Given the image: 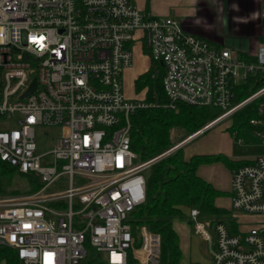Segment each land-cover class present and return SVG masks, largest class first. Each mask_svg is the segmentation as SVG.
<instances>
[{"label": "built area", "instance_id": "2783aa9c", "mask_svg": "<svg viewBox=\"0 0 264 264\" xmlns=\"http://www.w3.org/2000/svg\"><path fill=\"white\" fill-rule=\"evenodd\" d=\"M260 15L264 20V0ZM136 42L156 73L163 68L165 105L221 110L145 161L131 146L132 116L155 103L148 86L131 98L124 82ZM256 71H264V46L245 59L132 0H0V160L40 181L31 191L0 194V247L12 249L20 264H161V234L131 221L146 201L145 171L264 98V85L235 97ZM259 113L250 129L264 141V99ZM230 210L235 219L237 212L256 218L247 228L237 223L234 233L203 219L199 208L187 210L211 264H264V154L232 169Z\"/></svg>", "mask_w": 264, "mask_h": 264}, {"label": "trees", "instance_id": "16d2710c", "mask_svg": "<svg viewBox=\"0 0 264 264\" xmlns=\"http://www.w3.org/2000/svg\"><path fill=\"white\" fill-rule=\"evenodd\" d=\"M154 65L152 61L150 69L135 79V88L141 91L148 86L147 98L155 103L137 109L132 116L131 146L138 153L139 161L162 153L221 113L219 108L213 106L185 102H178L174 108L165 105L167 99L162 83L163 68L159 65V73H156ZM263 85L264 71L250 74L245 82L236 87V100L246 98ZM262 99L251 101L231 115L228 129L238 137H243L245 130L251 128V118L260 117L259 105ZM219 160L230 167L248 163L243 160L232 161L221 154L194 155L187 159L184 146H181L154 162L145 171L146 201L132 212L131 221L134 225L147 224L161 234L170 264H184L175 221L187 219V210L191 207L199 208L203 219L212 223L222 221L232 232H238L230 208L216 203L224 192L197 174L201 163ZM13 170L8 163L0 160V175L5 177ZM5 257L7 264H20L12 249L0 247V261Z\"/></svg>", "mask_w": 264, "mask_h": 264}, {"label": "crops", "instance_id": "0c3cea01", "mask_svg": "<svg viewBox=\"0 0 264 264\" xmlns=\"http://www.w3.org/2000/svg\"><path fill=\"white\" fill-rule=\"evenodd\" d=\"M132 2L144 12L155 17L170 16L180 21L186 32L206 39L215 46L236 48L239 55L245 59L254 60L259 48L264 46V20L260 15L261 0H132ZM133 52V65L126 71L135 72L137 78L150 69L152 60L141 42H136ZM214 126L209 130L211 131ZM209 130L184 144L187 159L194 155L221 154L232 161H251L259 155L257 153H264V141L250 128L245 130L243 137H238L236 133L228 129L229 134L223 132L221 135L218 134L219 137L216 139L212 133L206 136ZM234 139L239 144H248L252 140H257V145L262 149L237 156L232 145ZM215 144L218 146L214 147ZM189 145L192 146L189 147ZM233 168L221 160L201 163L198 166L197 174L216 189L224 192L222 195L226 198L219 196L216 200L219 206L226 205L230 208ZM236 215V222L242 228H247L256 218L255 215L246 212H237ZM177 225L180 226L181 233ZM183 227L180 220L175 221V229L180 242L191 243L192 240L195 242L192 235L197 236L196 240L198 237L200 240L203 239L190 231V235H186V241L185 236L183 237ZM204 246L208 249V257L199 250L195 253L192 248L184 254L182 243H180L183 263L211 264L209 248L205 244Z\"/></svg>", "mask_w": 264, "mask_h": 264}, {"label": "rangeland", "instance_id": "374dc122", "mask_svg": "<svg viewBox=\"0 0 264 264\" xmlns=\"http://www.w3.org/2000/svg\"><path fill=\"white\" fill-rule=\"evenodd\" d=\"M135 72H130V71H126L124 74V82H125V88H126V94L131 97V98H135L139 95V91L135 88ZM149 89V88H148ZM229 120H231L230 118L224 119L222 121H220L219 123H217L214 128H212V130L206 133L207 135H210V133H212V135L215 137V139L217 137H219V135H221L223 132L229 134V130H228V125H229ZM51 131L54 132V135L56 137L57 135V131L58 128H51ZM219 134V135H218ZM220 140V139H219ZM257 141V140H256ZM255 140H252L251 143L245 144V143H241L239 144L237 142V140L234 139V142L232 143L233 145V150L235 155H245L247 153H251L257 150L262 149L261 146L257 145V142ZM42 149H45L47 146L42 145ZM184 146V145H182ZM192 145H189V147ZM218 145L215 144L214 147H217ZM168 149V148H167ZM257 154H264L262 153H257ZM79 180L76 178L75 179V183H78ZM64 181L61 182L60 187L64 186ZM40 185V181L39 179L36 180V177H30V176H25V175H21L18 174L15 170H13V172L9 173L7 176L3 177V175H0V194H4V193H20V192H27V191H31L34 190L35 188L39 187ZM50 189H54V188H50ZM223 196L222 198L225 199L226 196ZM223 207H226V205H222ZM231 207V205H230ZM227 208V207H226ZM182 226L183 227V237L185 236V239L187 241L186 235H190V231H192L194 233L192 224L188 222L187 219H181L180 220ZM179 227V228H178ZM177 228L180 232V226L177 225ZM184 230H186V232H184ZM181 233V232H180ZM194 236V240L195 242L191 243H184V242H180L182 243L183 246V253H185V251H189L190 248H192V250L196 253L198 250L200 252H202V254H204V256L208 257V249H206V247L204 246L207 245L206 242H204L203 239L200 240V238L198 237L196 240L195 235ZM181 238V237H180ZM189 240V239H188ZM208 246V245H207ZM208 248V247H207ZM188 249V250H187ZM91 251V248H89V252ZM167 250L165 247L162 248V255H161V264H170L169 263V259L167 257ZM184 257V256H183ZM183 261V260H182ZM0 264H3V262L1 261Z\"/></svg>", "mask_w": 264, "mask_h": 264}, {"label": "water", "instance_id": "95a60500", "mask_svg": "<svg viewBox=\"0 0 264 264\" xmlns=\"http://www.w3.org/2000/svg\"><path fill=\"white\" fill-rule=\"evenodd\" d=\"M34 87V86H33ZM40 180H41V178H40Z\"/></svg>", "mask_w": 264, "mask_h": 264}]
</instances>
